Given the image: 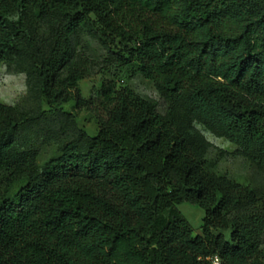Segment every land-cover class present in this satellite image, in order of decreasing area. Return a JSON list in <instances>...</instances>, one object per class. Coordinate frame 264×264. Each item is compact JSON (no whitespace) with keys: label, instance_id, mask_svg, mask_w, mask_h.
<instances>
[{"label":"trees","instance_id":"16d2710c","mask_svg":"<svg viewBox=\"0 0 264 264\" xmlns=\"http://www.w3.org/2000/svg\"><path fill=\"white\" fill-rule=\"evenodd\" d=\"M80 32L152 81L167 112L108 85L97 135L40 163L21 134L46 112L0 102V264H264V192L216 173L193 125L264 167V0H0V64L27 58L48 104H89ZM185 202L204 209L202 234Z\"/></svg>","mask_w":264,"mask_h":264},{"label":"rangeland","instance_id":"374dc122","mask_svg":"<svg viewBox=\"0 0 264 264\" xmlns=\"http://www.w3.org/2000/svg\"><path fill=\"white\" fill-rule=\"evenodd\" d=\"M46 31L47 29L41 32L42 36H46ZM76 51L88 58L92 65L91 75L78 83L81 96L89 103L81 108L76 105L75 98L60 104H48L29 83L27 58L12 57L0 64V102L18 105L29 112H46L41 115L37 125L21 134L22 148L37 150L40 163L57 153L63 140L72 138L79 132H84L86 137L97 135L100 130L98 111L101 110V92L108 85L116 89L128 86L157 101L160 112L166 113L168 109V101L161 96L152 81L135 69L121 68L110 63L107 51L84 32L76 37ZM193 125L212 145L206 157L216 173L248 185L260 193L264 192V167L261 168L244 157L238 146L228 139L217 137L202 124L195 122ZM18 187L15 186L14 189L17 190ZM179 209L195 228V234H202L204 209L190 202L179 205ZM261 210L260 205L253 209L254 212ZM261 257L264 260V235ZM214 262H218L217 259Z\"/></svg>","mask_w":264,"mask_h":264},{"label":"built area","instance_id":"2783aa9c","mask_svg":"<svg viewBox=\"0 0 264 264\" xmlns=\"http://www.w3.org/2000/svg\"><path fill=\"white\" fill-rule=\"evenodd\" d=\"M216 259H217V258H216ZM217 261H218V259H217ZM215 264H217V262H216Z\"/></svg>","mask_w":264,"mask_h":264}]
</instances>
